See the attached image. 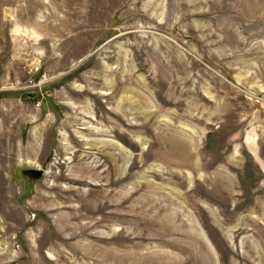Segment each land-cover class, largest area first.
Returning <instances> with one entry per match:
<instances>
[{
	"label": "rangeland",
	"instance_id": "rangeland-1",
	"mask_svg": "<svg viewBox=\"0 0 264 264\" xmlns=\"http://www.w3.org/2000/svg\"><path fill=\"white\" fill-rule=\"evenodd\" d=\"M0 264H264V0H0Z\"/></svg>",
	"mask_w": 264,
	"mask_h": 264
},
{
	"label": "water",
	"instance_id": "water-1",
	"mask_svg": "<svg viewBox=\"0 0 264 264\" xmlns=\"http://www.w3.org/2000/svg\"><path fill=\"white\" fill-rule=\"evenodd\" d=\"M15 175L17 176H24L26 177L27 180V187L31 186L29 185L30 183H34L35 181L39 180L43 173L44 170L43 169H39V168H33V167H18L16 169H14L13 172Z\"/></svg>",
	"mask_w": 264,
	"mask_h": 264
}]
</instances>
